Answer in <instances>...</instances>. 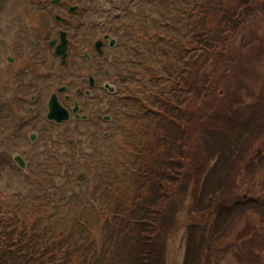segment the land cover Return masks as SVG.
<instances>
[{
	"label": "trees",
	"instance_id": "obj_1",
	"mask_svg": "<svg viewBox=\"0 0 264 264\" xmlns=\"http://www.w3.org/2000/svg\"><path fill=\"white\" fill-rule=\"evenodd\" d=\"M183 1L186 6L181 8L182 13L189 21L179 25V34L192 35L197 48L189 65L187 58L181 59L182 65H175V58L162 48L159 59L153 60L151 70L142 76L145 104L139 112L145 116L142 123H137L141 133L133 144L135 168L130 167L122 179L111 183L110 200L93 209L99 213L104 229L96 232L86 223L77 233H71V228L78 225L73 222L66 224L67 234L59 230L58 223L64 216L71 220L69 213L63 216L49 211L45 208L47 203L38 201L36 194L0 193V264H166L165 245L175 229L176 215L186 194L182 180L189 179L186 173L191 170H203L215 151L197 128H192V117L208 127V138L230 133L234 127L230 107L245 97L244 76L253 60L238 45L242 29H249L237 19L238 8L245 0ZM162 28L170 30L171 26L166 22ZM166 36L170 38L168 33ZM206 36L207 41L202 42ZM167 39L162 36V43H169ZM177 121L184 130L181 140L180 134L177 137L179 152H169V147L161 151V141L167 139L171 143L170 133H163V129L170 123L177 126ZM226 144L230 147L229 142ZM220 161L216 160L203 180L201 191V199L211 197V212L216 217L189 227L184 264H222L233 255L240 264H264L260 251L256 253V248H252L264 244V230H256L242 244L229 242L246 212L260 213L264 224V200L237 193L239 186L234 178L242 171L240 160L233 162L232 179V175L215 174ZM173 162L178 167L169 165ZM117 184L121 191L116 193ZM107 202L108 207L101 211ZM90 205L80 201L81 211L72 208L73 215H81ZM225 242L229 247L216 246Z\"/></svg>",
	"mask_w": 264,
	"mask_h": 264
},
{
	"label": "flooded vegetation",
	"instance_id": "obj_2",
	"mask_svg": "<svg viewBox=\"0 0 264 264\" xmlns=\"http://www.w3.org/2000/svg\"><path fill=\"white\" fill-rule=\"evenodd\" d=\"M26 1L0 26V127L12 128L30 142L43 133L42 116L48 122L44 130L57 128L59 135L67 129L74 145L84 135L97 146L88 149L83 143V151L102 155L101 136L119 141L108 130L113 109L119 114L116 108L123 107L126 96L132 109L145 104L137 93L145 90L146 65L159 59L162 48L175 65H182V58L189 65L197 48L192 35L179 34V25L189 19L178 12V0ZM166 22L170 30L162 28ZM162 36L170 42L162 43ZM34 122L36 129L27 132ZM123 142L117 143L124 149ZM17 153L29 168L23 152H14L13 158Z\"/></svg>",
	"mask_w": 264,
	"mask_h": 264
},
{
	"label": "rangeland",
	"instance_id": "obj_3",
	"mask_svg": "<svg viewBox=\"0 0 264 264\" xmlns=\"http://www.w3.org/2000/svg\"><path fill=\"white\" fill-rule=\"evenodd\" d=\"M23 4H27V1L0 0V26L6 25L5 20L10 19V14L15 12L14 9L18 6L21 7ZM237 12L240 14L237 17L239 22L249 28L242 29L243 34H240L238 45L240 48L245 49L243 50L245 54L253 58L244 76L246 86L245 97L232 107L235 110L234 112H232V108L230 107L229 114L234 123V127L230 133L223 132L213 138H208V127L202 125L200 120L197 121L196 117H192L194 119L192 128L196 127V130L206 139L207 145L211 146L215 151L203 170L200 172H196L197 170L195 169L191 170L186 173L189 179L182 180L183 184L181 186L185 189L186 194L176 215L177 224L175 225V229L170 234L165 245L164 256H166V264H184L187 258L189 227L195 223L205 224L216 217V214H212L211 212L213 209L210 207L211 197L201 199L203 180L211 173L216 160L222 161L218 164L220 168L215 174L229 177H231L233 165H235L233 162L237 159L240 160L242 171H240L237 179L233 175L231 177V179L234 178V181L236 180L239 186L237 193L240 196L251 198L262 197L264 200V115L262 114V109H264V0H245V3L240 5ZM215 20L219 23L218 19ZM8 35L10 36V34ZM207 39L208 36L203 37L202 42H206ZM7 40H9L8 36ZM201 58H203V55ZM139 69L141 68L136 67L134 70ZM150 70L149 63L146 65V71ZM132 87L135 89V94L138 91L136 89L138 84H134ZM137 95L143 97L145 92L138 91ZM128 103L129 98L126 96L122 101L123 107L116 108L120 115L124 116L126 114L124 117H121L113 109L112 113L115 119L113 123L108 124V130L109 132L113 131V133L118 134L119 141H115V136L106 138L101 136L99 145L101 146L102 155L98 153V155L92 156L83 151L81 148L83 143H85V148L88 149H95L97 146L92 143V139H84V135H81L83 139H77L79 141L78 145H74L76 139L71 138V134L67 129H63L59 135L56 132L57 128H54V130L52 128L44 130L48 126V122L42 116L39 118V121L43 126V133L42 135L40 134L39 139L33 142H30L25 136H18L19 133L15 134L12 128H6V126L0 127V155L6 154V160L11 165V167H7L4 161L0 160V190L5 191L21 187L23 191L27 192L31 187H37L39 192L37 199L40 202L44 201L47 203L46 209L63 216L69 213L68 215L72 218L71 220H66L64 216V218L59 219V230H63L69 234L68 229L65 227L66 224L77 222L78 225L71 228L73 229L70 230L71 233H77L81 226H84L86 223L93 226L96 232H100L101 228L104 229V224L101 222L99 213L97 211L95 213L93 209L99 203L107 201V199L108 201L110 200V197L113 195V189L108 188V185L111 182L116 183V180L122 179L128 169L122 165L116 170H111L109 173L110 163L123 162V158L130 163L133 144L138 136L133 135L130 140L128 139L127 132L133 128L132 126L138 122L140 123L141 119L137 116L130 118L135 113L131 107L132 103L130 102L127 105ZM138 109L142 108L139 107ZM256 112H258V115ZM178 122L177 126H175L176 123H170V128L165 127L163 129V133H170L171 143L167 139L161 141L160 144L163 147V149L160 148L161 151L169 147V152L172 150L176 154L179 152L180 143H178L177 137L180 134L179 139L181 140L184 130ZM85 126L92 129L90 124H86ZM34 129H36L35 122L29 125L27 132ZM191 130L187 132L188 135H190ZM122 139L129 140V147L125 152L118 150L120 145L117 142H120ZM228 142L230 147L228 144L225 146V143ZM142 143L145 145L144 138ZM217 144L219 145L217 146ZM221 144L224 145L222 146ZM139 145L141 146L140 142ZM14 152H23L28 158L30 166L27 174L12 164L14 163ZM233 159L235 160L233 161ZM92 163L97 164L96 167L99 166L101 169L96 170V167L90 168L89 164L91 165ZM134 163L131 161L129 167L135 168ZM169 165L178 167L174 162ZM126 167H128V164ZM175 171L176 169L173 168V174L176 176L177 173ZM234 172L235 168L233 169ZM33 182H36V184L33 185ZM94 186H96L95 190ZM114 187H118L116 193L121 191L119 184L114 185ZM52 188H58L54 193L56 197L55 202H50L47 197H44L47 195L45 190ZM107 189L109 192H105ZM74 192H83L85 196L83 197L81 196L82 194H79L72 197V200H69V195ZM80 201H83L86 205H91L88 210L82 211L81 215H73L72 208L75 211H81L80 207L78 208ZM108 204L109 202L104 203L101 211H103L104 206L108 207ZM260 217L262 215L253 210L246 212L241 217L240 224L237 225L234 236L232 239H229V242L233 240L236 244L240 242L242 244L256 230H264V224L261 223ZM44 227L48 229L46 226ZM227 244L228 242L217 243L216 246L226 248L229 247V244ZM254 247L256 248V253L260 251L261 258L264 260V248H261L264 247V244L261 247L252 245V248ZM232 248L234 249L235 247ZM228 252L231 255L234 254L232 250H228ZM239 262L240 259L236 260V257L233 255L227 261H223L222 264H240Z\"/></svg>",
	"mask_w": 264,
	"mask_h": 264
},
{
	"label": "water",
	"instance_id": "obj_4",
	"mask_svg": "<svg viewBox=\"0 0 264 264\" xmlns=\"http://www.w3.org/2000/svg\"><path fill=\"white\" fill-rule=\"evenodd\" d=\"M17 160H18V162L22 165V166H24L25 167V161L22 159V158H17Z\"/></svg>",
	"mask_w": 264,
	"mask_h": 264
}]
</instances>
